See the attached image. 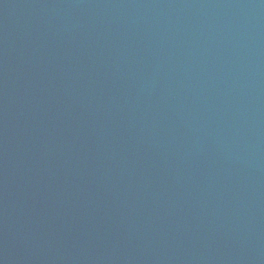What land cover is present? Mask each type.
<instances>
[{
    "label": "water",
    "instance_id": "1",
    "mask_svg": "<svg viewBox=\"0 0 264 264\" xmlns=\"http://www.w3.org/2000/svg\"><path fill=\"white\" fill-rule=\"evenodd\" d=\"M0 264H264V0H0Z\"/></svg>",
    "mask_w": 264,
    "mask_h": 264
}]
</instances>
